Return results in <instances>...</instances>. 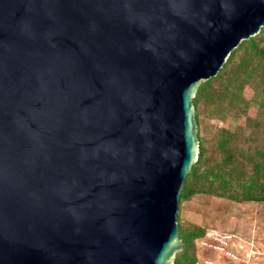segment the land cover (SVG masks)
Here are the masks:
<instances>
[{"label":"water","instance_id":"obj_1","mask_svg":"<svg viewBox=\"0 0 264 264\" xmlns=\"http://www.w3.org/2000/svg\"><path fill=\"white\" fill-rule=\"evenodd\" d=\"M264 0H0V264H173L192 99Z\"/></svg>","mask_w":264,"mask_h":264},{"label":"trees","instance_id":"obj_2","mask_svg":"<svg viewBox=\"0 0 264 264\" xmlns=\"http://www.w3.org/2000/svg\"><path fill=\"white\" fill-rule=\"evenodd\" d=\"M197 160L180 193L177 224L183 248L173 264H197L195 241L205 230L180 218L184 203L210 196L237 204L264 203V26L242 41L193 99ZM221 123L213 131L205 120Z\"/></svg>","mask_w":264,"mask_h":264},{"label":"rangeland","instance_id":"obj_3","mask_svg":"<svg viewBox=\"0 0 264 264\" xmlns=\"http://www.w3.org/2000/svg\"><path fill=\"white\" fill-rule=\"evenodd\" d=\"M205 125L213 131L221 123L206 119ZM180 218L205 230L194 243L197 264H264V203L196 196L183 204Z\"/></svg>","mask_w":264,"mask_h":264}]
</instances>
